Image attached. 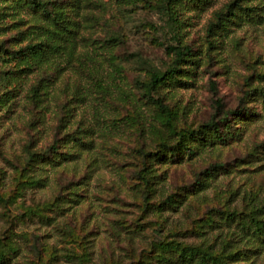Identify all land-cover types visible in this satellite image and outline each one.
<instances>
[{
    "label": "rangeland",
    "instance_id": "374dc122",
    "mask_svg": "<svg viewBox=\"0 0 264 264\" xmlns=\"http://www.w3.org/2000/svg\"><path fill=\"white\" fill-rule=\"evenodd\" d=\"M0 264H264V0H0Z\"/></svg>",
    "mask_w": 264,
    "mask_h": 264
},
{
    "label": "trees",
    "instance_id": "16d2710c",
    "mask_svg": "<svg viewBox=\"0 0 264 264\" xmlns=\"http://www.w3.org/2000/svg\"><path fill=\"white\" fill-rule=\"evenodd\" d=\"M177 1V0H174ZM192 1V0H190ZM35 2V0H33ZM169 21L173 25V27L176 26L177 23V18L174 13H169L168 17ZM40 43H29L24 48H19L18 50L15 51V53L19 54L20 56H26L28 53H34L37 51L39 48ZM170 49L172 50V53L174 55V58L172 60L171 65L164 71L161 70H153L151 72L149 82H148V88L150 90H153L156 86H160L163 84L168 83L172 79H177L179 76V71L180 67L179 64L186 59L184 58L185 56L190 54V48L186 45H176V46H170ZM154 102L162 109H164V106L162 105L161 101L159 99H154ZM209 132H213L215 135L216 139L221 140L222 139V134L218 128V123L217 122H211L207 126ZM205 130L199 129L197 131L198 135L196 136L197 139L203 140V141H212L210 136H208V132ZM194 136V135H193ZM192 136V137H193ZM188 151H191V148H187Z\"/></svg>",
    "mask_w": 264,
    "mask_h": 264
}]
</instances>
